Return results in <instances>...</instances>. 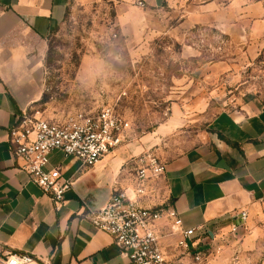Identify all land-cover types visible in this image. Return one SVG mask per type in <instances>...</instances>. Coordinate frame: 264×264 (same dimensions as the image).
Returning a JSON list of instances; mask_svg holds the SVG:
<instances>
[{
	"label": "crops",
	"instance_id": "0c3cea01",
	"mask_svg": "<svg viewBox=\"0 0 264 264\" xmlns=\"http://www.w3.org/2000/svg\"><path fill=\"white\" fill-rule=\"evenodd\" d=\"M87 1L0 0V254H28L33 264H130L113 238L91 224L88 207H103L114 186L132 183L131 158L145 151L148 140L123 144L91 167L53 152L50 167L73 182L56 210L20 169L9 138L18 118L41 105L47 37L72 3ZM145 1L154 9L170 0ZM165 162L157 201L171 204L184 226L195 228L191 244L212 250L211 264H231L233 253L252 243L248 225L264 215V106L252 100L219 111L192 147ZM218 245L222 251L214 254Z\"/></svg>",
	"mask_w": 264,
	"mask_h": 264
},
{
	"label": "rangeland",
	"instance_id": "374dc122",
	"mask_svg": "<svg viewBox=\"0 0 264 264\" xmlns=\"http://www.w3.org/2000/svg\"><path fill=\"white\" fill-rule=\"evenodd\" d=\"M120 2L70 5L47 37V82L32 111L53 117L110 104L131 122L125 144L148 140L142 153L166 161L192 147L219 111L264 106V0ZM248 227L252 243L231 264H264V215Z\"/></svg>",
	"mask_w": 264,
	"mask_h": 264
},
{
	"label": "built area",
	"instance_id": "2783aa9c",
	"mask_svg": "<svg viewBox=\"0 0 264 264\" xmlns=\"http://www.w3.org/2000/svg\"><path fill=\"white\" fill-rule=\"evenodd\" d=\"M145 9V0H128ZM22 114L9 130V138L20 169L49 195L59 210L71 178H64L58 167H50V155L60 151L76 158L81 167H91L131 139L127 117L106 104L98 110L78 109L55 117ZM133 181L114 186L103 207H88V218L98 230L108 233L130 264H211L210 249L191 244L195 228H186L180 213L168 202H158L157 194L165 179L167 164L150 152L131 158ZM241 221L248 217L240 212ZM236 226L233 230H236ZM174 238V241L171 239ZM28 254L4 252L0 264H33Z\"/></svg>",
	"mask_w": 264,
	"mask_h": 264
}]
</instances>
